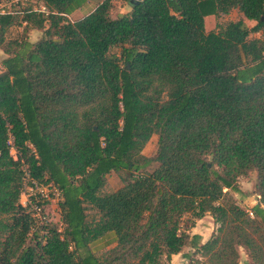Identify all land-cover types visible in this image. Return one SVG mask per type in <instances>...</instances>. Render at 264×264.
<instances>
[{
  "label": "trees",
  "instance_id": "obj_1",
  "mask_svg": "<svg viewBox=\"0 0 264 264\" xmlns=\"http://www.w3.org/2000/svg\"><path fill=\"white\" fill-rule=\"evenodd\" d=\"M37 1L45 12L0 13V264H169L186 247L183 264H239V248L264 264V0H124L114 17L118 0H99L73 22L87 0ZM231 9L254 25L205 32ZM10 27L21 35L5 40ZM24 171L58 193L44 235L19 204ZM249 174L244 208L230 193Z\"/></svg>",
  "mask_w": 264,
  "mask_h": 264
},
{
  "label": "rangeland",
  "instance_id": "obj_2",
  "mask_svg": "<svg viewBox=\"0 0 264 264\" xmlns=\"http://www.w3.org/2000/svg\"><path fill=\"white\" fill-rule=\"evenodd\" d=\"M87 3H84L83 6L74 11V13L71 15L67 16L68 21L73 22L76 19H79L80 17H82L83 15H86L87 13H89L92 8H94V6L98 3L99 0H87ZM15 0L12 1H4L2 0V2H0V5L3 7L4 11H8L9 9H18L24 6H30L33 9H39L40 4L38 3L37 0H18L17 3H14ZM120 2L118 1H114L111 9H110V14L112 17L119 15L118 11H119V7H123L125 5V3H121L119 6ZM21 35V27H10L5 35H4V39L5 40H9V39H17L19 36ZM42 36L41 31H36V30H28L25 31L24 33V38H26L28 41L30 42H35L37 40H39ZM117 50H112L111 53H117ZM4 58V55L1 53L0 50V61ZM1 70V67H0ZM155 146H156V136L152 135L149 140L147 141V143L144 145L143 149H142V154L144 156H151L154 151H155ZM114 175L112 176V178L114 179ZM253 181H254V175L253 174H249L246 177H240L238 179V188L241 192V194H243L245 197L242 199L243 202L241 203V194H237V193H230V195L232 197L235 198V201L240 204L242 207L244 208H248L251 205L254 204L255 202V197L252 193V185H253ZM106 190H110V188H106ZM56 202H52L47 206V213H48V217L50 219L51 222H55L57 219V215H56V206H55ZM207 216V215H205ZM195 225V223H194ZM205 226H208L207 224H205ZM195 226H193L192 228H194ZM182 251H187L186 253H190V250H185V248L182 249ZM193 259H198V256H194Z\"/></svg>",
  "mask_w": 264,
  "mask_h": 264
},
{
  "label": "crops",
  "instance_id": "obj_3",
  "mask_svg": "<svg viewBox=\"0 0 264 264\" xmlns=\"http://www.w3.org/2000/svg\"><path fill=\"white\" fill-rule=\"evenodd\" d=\"M6 1V0H5ZM12 1V0H9ZM86 1L85 3H87ZM118 2L125 3L124 0H118ZM119 4V6H120ZM83 6V5H82ZM81 6V7H82ZM80 7V8H81ZM79 8V9H80ZM93 9V8H92ZM78 10V9H77ZM130 10L129 6L125 3L123 7H119L118 14H126ZM76 11V10H75ZM74 12L71 13V15ZM238 19H241L242 22L244 23L245 26L247 27H252L254 25L253 21H248L242 18V16L237 12L236 9H231L227 14L224 15H219L218 17L214 16H206L203 19V26L205 32L213 30L214 26L216 23H224L228 21H236ZM249 38H258L259 34L258 33H251L248 36ZM2 53V52H1ZM142 153V151H141ZM113 175L108 176L107 178V188H110V190L116 189L119 186V182L116 177L114 179L112 178ZM109 191V190H108ZM207 224L208 226H205ZM195 227L190 229V236L194 235L196 236L197 242L199 244H203L212 234L213 230L215 229V226L213 225L212 219L207 215L203 216L201 219L197 220L195 222ZM114 235L112 233H105L101 237L95 239L89 244V250L92 253L99 254L103 252L106 249H109L114 245ZM190 250L192 251V248L186 247L185 250ZM187 251H181L179 254L172 255L170 257L169 264H183L184 259L182 258V254H185ZM239 253V264H247L248 259L244 253V251L239 248L238 249Z\"/></svg>",
  "mask_w": 264,
  "mask_h": 264
},
{
  "label": "built area",
  "instance_id": "obj_4",
  "mask_svg": "<svg viewBox=\"0 0 264 264\" xmlns=\"http://www.w3.org/2000/svg\"><path fill=\"white\" fill-rule=\"evenodd\" d=\"M15 0L14 3H17ZM39 12H45L42 5L37 9ZM3 7L0 5V13H3ZM9 153L14 158L15 151L12 147L11 140L8 141ZM57 191L50 184L38 185L34 180L28 178L27 173L24 171V179L20 191L19 204L28 213L30 218L34 221V229L39 232L40 235H44L45 227L49 222L47 213V206L56 202ZM247 215L252 217V214L247 210Z\"/></svg>",
  "mask_w": 264,
  "mask_h": 264
}]
</instances>
